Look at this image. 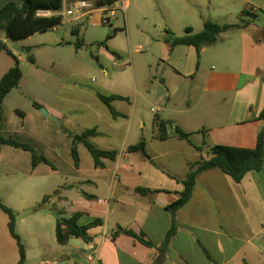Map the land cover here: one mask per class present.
<instances>
[{
    "label": "crops",
    "instance_id": "obj_1",
    "mask_svg": "<svg viewBox=\"0 0 264 264\" xmlns=\"http://www.w3.org/2000/svg\"><path fill=\"white\" fill-rule=\"evenodd\" d=\"M242 1L246 5L241 12L247 16L243 28L230 29L220 34L217 40L232 30L240 33L236 42L229 46L233 57L227 61L228 66L210 65L208 69H203L202 59L207 51V47H204L199 57L194 58V65L191 59L188 66L191 68L178 74L180 77L199 80L201 99L208 102L205 105L206 112L198 115L199 123H190L192 118L188 111L192 108H188L185 113L186 123L163 119L189 133L192 145L199 146L205 140L204 154L214 145L251 149L255 145L257 132L264 127V122L257 120L260 111L264 109V78L257 76V72H264V35L261 30L264 25H256L254 18H257V13L248 12L256 5L249 0ZM8 2L21 7L20 0H0V8ZM46 13L51 15L50 12ZM197 18L201 27L205 20L212 21L203 13L198 14ZM3 42L10 48L11 42ZM183 47L195 53L193 47ZM189 49L187 54L191 53ZM12 64L0 65V78ZM102 72L106 73L105 70ZM20 83L3 101L5 121L0 124L1 134L27 142L44 154L42 149L57 150L58 134H44L38 128V123H44L42 114L32 106L21 118L22 128H17L19 121L17 125L16 122L10 123L4 102L14 90L19 89ZM52 94L55 101L59 92L53 91ZM37 100L49 116L58 120L65 118L58 103L49 105ZM118 101L111 103L113 109ZM219 104L226 108L220 111ZM114 110L119 116L113 117L109 112L112 120L105 124L101 121L100 111L86 107L83 112L85 119L81 121L83 126L77 134L95 129L98 135L89 137V142L101 150L116 151V159H102L104 168H95L84 145L78 144L79 167L69 171L71 181L61 189L39 187L38 180L51 170H45V164L32 168L28 152L1 146L0 165L9 171L5 175L13 178L17 174L25 181L18 211L12 207L16 233L25 248V264H264V167L259 172H248L240 183L233 182L217 168L201 173L196 179L190 200L175 212V234L168 247L160 250L158 246L172 222L167 207L177 201L179 196L166 192L143 196L135 188L180 192L182 186L179 181L184 179L189 165L199 159V153L189 142L175 137L172 127V132L167 131L168 138L165 140L157 139L156 134L149 140L144 139L149 159L140 153H127L128 146L123 147L121 152L117 151L113 145L116 140L113 134L118 126L112 122L120 117L127 118V115ZM176 112L183 113L178 110ZM131 118L126 135L130 133ZM46 120L49 119L46 117ZM62 123L63 126H71L73 121L68 117ZM201 130L205 131L204 134ZM82 157L85 160L83 164ZM54 172L57 170L52 169ZM52 193L54 197L51 203L41 204ZM83 194L93 198L89 199ZM0 197L5 198L3 195ZM29 209L33 211L19 216V211ZM75 211L85 214L79 224L84 225L92 219L100 218L103 225L89 230L90 239L87 242L80 238H70L66 244L59 245L55 238L57 220L52 213L63 219L69 218ZM7 221V216L0 210V263L17 264L18 247L8 232ZM118 227L143 233L145 239L157 247H146L126 235L113 238L112 234ZM89 255H94L96 260L88 261Z\"/></svg>",
    "mask_w": 264,
    "mask_h": 264
},
{
    "label": "rangeland",
    "instance_id": "obj_2",
    "mask_svg": "<svg viewBox=\"0 0 264 264\" xmlns=\"http://www.w3.org/2000/svg\"><path fill=\"white\" fill-rule=\"evenodd\" d=\"M249 1L258 8L254 23L264 25V0ZM68 3L64 0L59 12L62 15L60 25L16 42L20 48H30L35 63L28 62L25 51H13L18 59L22 78L19 89L14 90L4 102L10 123L16 122L17 125L19 121L17 128H22L23 117H18L14 109L25 113L31 108V102H38L37 99L49 105L58 103L65 115L63 120L56 118L58 122L46 120L42 115L44 123H38V128L44 134H58L59 143L55 151L42 149L48 157L39 152L57 170L52 173L51 167L43 166L45 170H51L38 180L39 187L43 189H61L71 181L69 171L74 165L70 156L71 138L68 134H77L82 128L84 109L90 107L100 111L101 121L105 124L112 120L95 91L103 95L118 94L129 99L115 102L114 105V109L127 115V118L120 117L112 122L118 126L113 134L116 139L113 145L119 152L123 147L136 144L140 138L149 140L157 134L156 117L186 123L185 113L188 108H192L188 111L192 118L190 123H199L198 115L206 112L205 105L208 103L206 99H201L199 80L178 75L191 68L188 67L191 59L194 65L196 55L192 49L183 46L172 49L165 40L183 36L188 27H192L194 33L201 31L197 18L200 13L209 16L219 25L243 24L247 19L241 12L246 5L242 0H119L110 25L103 23V14L95 6L87 16L75 19L74 15L67 12ZM122 5L126 6L125 11L122 10ZM113 20L115 21L112 22ZM76 28L77 35L73 33ZM114 29L117 31L113 35ZM239 34L237 30L229 31L225 36L221 35L224 38L215 45L207 47L202 68L208 69L210 65L228 66L227 61L233 57L229 46L236 42ZM108 36L111 37L107 39ZM78 41L81 47L76 49ZM101 42H105L106 48L99 45ZM9 47H12V43ZM188 49L191 50L190 54H187ZM7 63L12 64V60L0 53V65ZM257 76L264 78V72H257ZM53 91L59 92L55 101ZM225 108L226 106L219 104L220 111ZM177 110L183 113H177ZM68 117L73 121L72 125L63 126L62 121ZM130 118V133L126 135ZM167 130L172 132L171 127ZM87 156L90 158L88 152ZM81 160L83 164V157ZM5 172L9 173L0 165V195L5 200L0 199L7 207H14L18 211L25 181L17 174L15 178L7 177ZM14 189L18 191L14 192ZM53 197L54 194H50L44 204L49 205ZM21 213L19 211V216ZM15 257L17 259V251Z\"/></svg>",
    "mask_w": 264,
    "mask_h": 264
},
{
    "label": "trees",
    "instance_id": "obj_3",
    "mask_svg": "<svg viewBox=\"0 0 264 264\" xmlns=\"http://www.w3.org/2000/svg\"><path fill=\"white\" fill-rule=\"evenodd\" d=\"M21 7H17L14 3L8 2L0 8V52L12 59V66L2 75L0 78V124L5 121V115L3 113V101L5 97L13 90L16 89L22 78V72L19 68L18 59L13 55V51L6 46L3 40L9 41L12 44L20 40H23L35 33L45 32L49 29L60 25L62 22V15L59 13L62 9L64 0H20ZM73 2L76 0H67ZM91 1V0H87ZM119 0H96L94 6L98 9L104 6H111ZM38 12H50V16H38ZM112 27V26H110ZM243 28L242 24L235 25H219L211 20H205L202 30L194 33L191 28H186L185 33L181 37H173L166 39L165 42L169 44L170 48L176 46L193 47L196 53V57H199L200 51L204 47L215 44L219 38V35L230 30ZM262 35H264V26L261 28ZM116 29L113 30V35L116 33ZM74 34L77 35L78 29H74ZM111 36H108L110 38ZM101 47L106 48L105 42L99 43ZM76 49L81 47V43L78 41L75 44ZM21 50L27 54V60L29 63L34 64L35 60L30 54L29 47H23ZM96 97L101 103H103L109 110L113 117L119 116V114L112 108L111 103L116 100L129 101L127 97L119 95H103L95 91ZM32 106L35 109H40L42 106L36 102H32ZM15 112L24 117V112L15 110ZM257 120L264 122V109H262L257 117ZM157 134L156 138L159 140H165L168 138V127L173 128L175 137L180 140L190 142V134L185 132L181 127L172 125L168 120L155 118ZM204 134V130L200 131ZM98 133L95 129H87L81 134H68L71 138L70 156L75 168L79 167V154L77 150L78 144H83L86 150L89 152L93 165L95 168H104L102 159H109L114 161L117 153L114 150H101L95 147L89 142V137L96 136ZM2 145L10 146L14 149L28 152L31 155V167L35 168L39 164H45L55 169L53 164L44 155L39 153L32 145L27 142H23L15 139L12 136H3L0 132V149ZM145 140L140 138L134 145H129L126 148L127 153H140L144 158L149 159L146 152ZM199 153V159L189 165L188 171L184 179L179 183L182 186L180 192H171L168 190L150 189V188H135V191L140 195H147L157 192L175 193L179 196L177 201L170 204L167 209L169 210L172 218L171 226L166 233L164 239L159 244L160 250H165L173 235L176 231V223L174 220L175 212L181 209L190 200L192 192L196 185L197 177L210 169H220L225 175L230 177L233 182L240 183L243 177L251 171L259 172L264 167V127H261L257 132L255 145L251 149L237 148L224 145L211 146L207 154L203 153V149L206 147L205 140L199 146L192 145ZM85 197L91 199L93 196L83 194ZM46 201L43 199L41 204ZM0 210L7 216V229L11 238L16 242L18 247V261L17 264H25V248L20 241L19 235L16 233L15 214L13 210L7 207L0 199ZM85 215L82 211H75L69 218H63L62 221L56 222L55 226V238L59 245L66 244L70 238H80L83 241H89V230L95 227L103 225V221L100 218L90 220L88 223L79 224L80 218ZM118 235H126L141 243L146 247H157L153 242L146 240L143 233H135L132 230L118 227L112 234L115 238Z\"/></svg>",
    "mask_w": 264,
    "mask_h": 264
},
{
    "label": "built area",
    "instance_id": "obj_4",
    "mask_svg": "<svg viewBox=\"0 0 264 264\" xmlns=\"http://www.w3.org/2000/svg\"><path fill=\"white\" fill-rule=\"evenodd\" d=\"M95 2H96V0H91V1L76 0V1H73L69 4L67 12L71 16L74 15L75 19L85 17L88 15V13H90L91 8H93ZM118 2L119 1H117L115 4H113L111 6H104V7L98 8V9H100L101 13L103 14L102 21L104 24H108V25L111 24L110 20L115 15L114 12L116 10V6H117ZM125 9H126V6L122 5V10L125 11ZM257 10H258V8L252 7L249 9L248 12L254 14L257 12ZM37 15L38 16H46L47 13L46 12H38ZM48 16H50V15H48ZM114 21L115 20H113L112 22H114ZM87 260L90 262H93L96 260V257L94 255H89V256H87Z\"/></svg>",
    "mask_w": 264,
    "mask_h": 264
},
{
    "label": "water",
    "instance_id": "obj_5",
    "mask_svg": "<svg viewBox=\"0 0 264 264\" xmlns=\"http://www.w3.org/2000/svg\"><path fill=\"white\" fill-rule=\"evenodd\" d=\"M11 49H12L13 51H19V50H20V47H19L16 43H13ZM38 111H39L43 116L47 117L49 120H51V121H55V122H58V120H57L56 118L49 116L44 108H40V109H38ZM32 211H33L32 209L25 210V211H23V212L21 213V215H27V214L31 213ZM52 216H53L56 220H58V221H62V218H61L58 214H56V213H52Z\"/></svg>",
    "mask_w": 264,
    "mask_h": 264
}]
</instances>
